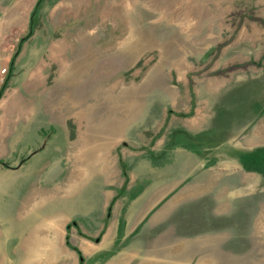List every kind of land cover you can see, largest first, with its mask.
<instances>
[{"label":"rangeland","instance_id":"1","mask_svg":"<svg viewBox=\"0 0 264 264\" xmlns=\"http://www.w3.org/2000/svg\"><path fill=\"white\" fill-rule=\"evenodd\" d=\"M36 1L0 0V264H264V0H42L4 86Z\"/></svg>","mask_w":264,"mask_h":264},{"label":"trees","instance_id":"2","mask_svg":"<svg viewBox=\"0 0 264 264\" xmlns=\"http://www.w3.org/2000/svg\"><path fill=\"white\" fill-rule=\"evenodd\" d=\"M41 1L42 0H37L36 1V3H35L32 11H31V13H30L27 33L25 34L24 37H22V38L19 39V41L17 43V46H16V49H15V52L13 53V55L10 58L9 67H8V73H7L6 77H5L4 84H3L4 86H5L8 78L10 77V73H11V70H12L13 61H14V58L16 57L17 53H18V50H19L20 46L33 33V30H34V27H35L36 12H37V9L39 8V5H40ZM4 86H2V87L4 88Z\"/></svg>","mask_w":264,"mask_h":264},{"label":"water","instance_id":"3","mask_svg":"<svg viewBox=\"0 0 264 264\" xmlns=\"http://www.w3.org/2000/svg\"><path fill=\"white\" fill-rule=\"evenodd\" d=\"M0 96H1V93H0Z\"/></svg>","mask_w":264,"mask_h":264},{"label":"bare ground","instance_id":"4","mask_svg":"<svg viewBox=\"0 0 264 264\" xmlns=\"http://www.w3.org/2000/svg\"><path fill=\"white\" fill-rule=\"evenodd\" d=\"M75 206V205H74Z\"/></svg>","mask_w":264,"mask_h":264}]
</instances>
